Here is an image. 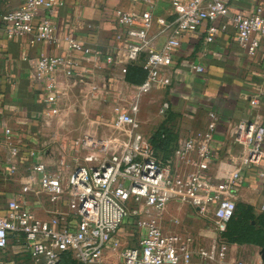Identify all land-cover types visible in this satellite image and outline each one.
<instances>
[{
	"label": "built area",
	"instance_id": "1",
	"mask_svg": "<svg viewBox=\"0 0 264 264\" xmlns=\"http://www.w3.org/2000/svg\"><path fill=\"white\" fill-rule=\"evenodd\" d=\"M160 1L143 0L147 8L141 12L115 11L117 23L127 28L128 63L144 58L146 71L129 103L118 108L111 120L114 129L129 133L126 140L112 142L85 134L63 146L54 161L45 151L26 146L28 175L9 197L8 185L17 177L24 147L15 142L12 129H0V152L3 148L7 151L0 161V264L12 237L34 264H59L70 250L84 264H108V259L114 257L119 258V264H192L196 257H207L213 264H245L227 260L226 244L215 243L206 249L193 235L168 231L149 214L165 211L176 202L193 207L213 220L218 232H224L234 217L244 185L260 194L259 207L264 212V75L260 91L251 99L252 108H256L253 115L229 125L226 143L233 159L214 147L215 115L207 129L179 135L173 154L163 159L154 152L150 137L140 131L137 114L142 93L170 84L166 69L174 63L184 32L196 31L207 23L204 42L210 45L227 30L228 22L232 23L239 46L255 56L264 40V15L261 10L231 14L229 0H171L176 20L168 23L165 18L154 17ZM63 4L62 0H25L2 16L6 36L31 34L32 42L56 44L52 15ZM42 9L46 10L44 16L39 13ZM155 23L168 31L161 48H156L150 38ZM69 44L76 52L100 54L73 38ZM107 60L114 63V56ZM74 64H66L58 55L39 59L37 74L46 78L49 92L42 101L47 116L59 112L60 91L54 74L65 67L66 74L72 76ZM193 69L205 70L201 64H194ZM121 71L125 74L127 69ZM170 109V102L163 101L159 113L167 118ZM39 194L47 196L52 206L48 211L51 216L45 220L38 219L34 209ZM133 219V231L139 236L130 245L118 235Z\"/></svg>",
	"mask_w": 264,
	"mask_h": 264
},
{
	"label": "crops",
	"instance_id": "2",
	"mask_svg": "<svg viewBox=\"0 0 264 264\" xmlns=\"http://www.w3.org/2000/svg\"><path fill=\"white\" fill-rule=\"evenodd\" d=\"M24 1L0 0V129H12L15 142L24 147L19 157L17 177L8 185L9 196L25 180L30 160L26 146L45 151L48 159L53 161L52 149L58 153L63 146H69L85 134L102 138L97 136L96 130L103 129L98 127L97 122H91L92 128L81 134V129H77L78 133L75 134L58 133L56 138L42 137L49 130L47 124L56 121L60 115L64 91L69 92L72 90L69 88L81 86V90L90 98L97 92L103 98L100 104H109L114 116L118 108L129 103L136 87L146 76L144 58L128 63V44L125 39L127 28L119 25L115 18L117 9L144 11L147 5L143 0H62L64 4L58 6L52 15L58 37L56 44L32 42L31 34L14 38L6 36V24L2 16L20 7ZM229 7L231 14L261 10L264 15V0H229ZM39 13L44 16L46 10L42 9ZM153 14L156 18H165L168 23L176 20L171 0L160 1ZM220 23L221 20L218 24ZM206 28L207 23L196 31L182 34L181 47L174 63L166 69L170 84L140 95L137 118L140 131L151 139L164 122L182 135L187 131L207 129L212 115H215L217 127L214 147L217 152L226 155V158L233 159V152L228 150L226 143L227 132L232 121L253 115L256 109L252 108L251 99L260 91L263 80L264 40L257 54L250 56L239 46L232 23L228 22L227 30L218 34L210 45L204 42ZM167 34L163 25L155 23L150 38L156 48L163 46ZM118 36L122 39H118ZM70 38L99 51V56L71 50ZM44 55L62 56L66 64L75 62L72 76L66 74L65 67L54 74L60 91L59 112L55 116H47L42 103L49 92L45 84L46 78L37 74V64ZM110 56H114V63L110 64L107 60ZM194 64H201L205 70L196 72ZM123 68L127 69L125 74L121 71ZM166 100L171 104L168 121L159 113L160 105ZM85 102L86 109H89L88 100ZM261 102L264 111V98ZM109 128L113 130L110 126ZM150 144L156 153L151 140ZM6 154L7 151L3 148L0 161L5 159ZM212 168L215 169V166L212 165ZM114 261L119 264L117 257L109 258L108 264H113ZM254 264L264 262L258 260Z\"/></svg>",
	"mask_w": 264,
	"mask_h": 264
},
{
	"label": "rangeland",
	"instance_id": "3",
	"mask_svg": "<svg viewBox=\"0 0 264 264\" xmlns=\"http://www.w3.org/2000/svg\"><path fill=\"white\" fill-rule=\"evenodd\" d=\"M69 89L72 90L66 91L67 93L64 91L62 94L61 116L59 115L56 121L53 120L47 124L49 130L42 137L56 138L58 133L75 134L78 133L77 129H81L79 132L81 134L88 128H92L91 122H97L100 129L108 128V130H96L97 136H102V138L112 142L119 138L127 139L129 133L126 130H117L112 127L109 121L113 116L112 107L109 104H100L103 98L99 93H94V99H92L93 97L90 98L91 96L89 97L86 92L81 90V86H74ZM86 100L89 102V109H86ZM109 126L113 130H110ZM197 131L199 130L187 131L182 136L185 137ZM41 140L43 139L41 138ZM51 152L54 154L52 156L54 161L57 150L52 149ZM25 175L27 176L28 172H25ZM35 201L36 217L43 220L48 219L51 216L48 211L52 208L48 197L39 194L35 197ZM260 201V194L244 185L240 190V199L234 217L224 232H218L213 220L200 215L193 207L176 202L169 204L165 211H152L149 215L160 222L161 226L168 231L193 235L198 242L197 244L206 249H211L215 243L226 244L229 262L242 261L245 264H254L255 261L262 260L259 251L264 247V212L260 210ZM132 222L134 219L129 220L118 235L130 245L135 243L139 236V233L133 231ZM126 231L133 232L135 235L133 237L124 236ZM14 239L15 237L10 239L9 248L2 252L1 264H34L27 252L23 251L14 242ZM18 239L22 238L18 236ZM59 264L84 263L79 260L74 251L70 250L65 253ZM192 264H213V262L207 257H196Z\"/></svg>",
	"mask_w": 264,
	"mask_h": 264
},
{
	"label": "trees",
	"instance_id": "4",
	"mask_svg": "<svg viewBox=\"0 0 264 264\" xmlns=\"http://www.w3.org/2000/svg\"><path fill=\"white\" fill-rule=\"evenodd\" d=\"M168 120L169 118L166 119V121ZM178 138L179 133L165 125L164 122V124L152 135L150 140L155 146L156 154L163 159H168L173 154L175 142Z\"/></svg>",
	"mask_w": 264,
	"mask_h": 264
},
{
	"label": "water",
	"instance_id": "5",
	"mask_svg": "<svg viewBox=\"0 0 264 264\" xmlns=\"http://www.w3.org/2000/svg\"><path fill=\"white\" fill-rule=\"evenodd\" d=\"M262 261L264 262V247L259 251Z\"/></svg>",
	"mask_w": 264,
	"mask_h": 264
}]
</instances>
